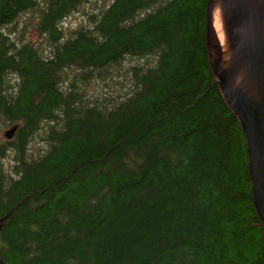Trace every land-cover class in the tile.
Returning a JSON list of instances; mask_svg holds the SVG:
<instances>
[{"label": "trees", "instance_id": "trees-1", "mask_svg": "<svg viewBox=\"0 0 264 264\" xmlns=\"http://www.w3.org/2000/svg\"><path fill=\"white\" fill-rule=\"evenodd\" d=\"M208 1L114 0L93 32L59 45L55 29L47 57L7 47L2 26L28 2L0 0V129L19 127L15 145L0 137L4 264H264L247 141L209 63ZM82 3L61 0L43 28ZM126 60L132 87L104 101L65 74ZM40 131L49 149L34 156Z\"/></svg>", "mask_w": 264, "mask_h": 264}, {"label": "water", "instance_id": "water-1", "mask_svg": "<svg viewBox=\"0 0 264 264\" xmlns=\"http://www.w3.org/2000/svg\"><path fill=\"white\" fill-rule=\"evenodd\" d=\"M218 9L225 48L215 33ZM206 27L211 69L247 141L253 199L264 227V0H209ZM17 130L13 127L5 136L12 139ZM8 218L0 220V235Z\"/></svg>", "mask_w": 264, "mask_h": 264}, {"label": "rangeland", "instance_id": "rangeland-1", "mask_svg": "<svg viewBox=\"0 0 264 264\" xmlns=\"http://www.w3.org/2000/svg\"><path fill=\"white\" fill-rule=\"evenodd\" d=\"M112 0H82V4L78 7V10L70 15L65 21H62L59 26L62 29L66 37H76L79 31H90L95 30V26L100 20L101 16L97 15L99 10L106 7ZM39 13L34 11H27L19 16L21 23L18 25L20 31H23L26 27L31 29L30 40L22 38V33H18V38L15 42L21 46L23 44H31L33 48H39L43 50L47 57L54 52L53 42L50 41L47 35H44L41 31L35 32L36 25L39 24ZM3 29V26H2ZM29 47V46H28ZM129 61V60H128ZM124 61L120 66H111L102 72L94 71L86 79L80 77H74V69L67 70L66 75L71 81H74V88H79L84 93L86 100L90 101H104L105 99L116 98L118 95L124 94L129 91L132 87V75L127 72V67L130 61ZM157 59L153 58L154 64H148L145 60H140L138 63L144 65L145 67H152L155 65ZM116 67L124 68L122 72L117 70L115 73H108ZM126 74V75H125ZM128 79L130 82L127 81ZM11 83L14 87L18 84V79H12ZM19 88V87H18ZM10 126L0 129L1 139L7 140L4 136L5 132L9 130ZM43 131L36 133L29 143V150L31 153L35 154L37 152H44L49 149L45 140H42ZM15 137L13 138V140ZM5 143V142H2ZM15 143L12 142V146ZM13 155H8L7 163L9 166L15 164Z\"/></svg>", "mask_w": 264, "mask_h": 264}, {"label": "flooded vegetation", "instance_id": "flooded-vegetation-1", "mask_svg": "<svg viewBox=\"0 0 264 264\" xmlns=\"http://www.w3.org/2000/svg\"><path fill=\"white\" fill-rule=\"evenodd\" d=\"M26 1L28 2L27 8H24L23 10L18 12L13 18H11L6 24L3 25L2 36L5 40L7 47L20 48V47H25V46H29V47L33 46L31 44H28V43L20 46L18 44V42H15V40H17V38H18V35H17L18 33H22V38H24L26 40H30V37H31L30 33L34 32L31 29H28L27 27L23 31H20V29L18 27V25L21 23V20L19 19L18 16L26 13L27 11H34L35 13H39V15H40L39 24L36 25L35 32L41 31L44 35H47L49 37L50 41L54 43L53 47H55V41L52 40L51 34L53 33V31L55 29L60 33V39H58L56 41V42H59V45H63L68 40L73 38V37H66V35L63 33L62 29L60 28L59 24L62 21H65L75 11H77L78 8H77V10L69 13V11H70V7H69V9L64 14H62L61 17H59V19H56L54 21V22H57L59 20L57 27L54 28V25L52 24V25H49L50 29L46 30L43 28L45 20L47 19L48 15L52 11V9L61 0H26ZM97 15H99V12Z\"/></svg>", "mask_w": 264, "mask_h": 264}, {"label": "bare ground", "instance_id": "bare-ground-1", "mask_svg": "<svg viewBox=\"0 0 264 264\" xmlns=\"http://www.w3.org/2000/svg\"><path fill=\"white\" fill-rule=\"evenodd\" d=\"M214 27H215V33L218 39L220 40L222 47L225 48L226 47V37H225L224 27L222 24L221 14H220L219 9L216 10L214 14Z\"/></svg>", "mask_w": 264, "mask_h": 264}]
</instances>
